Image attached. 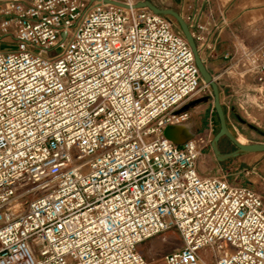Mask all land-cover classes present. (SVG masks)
Listing matches in <instances>:
<instances>
[{
    "label": "built area",
    "instance_id": "obj_1",
    "mask_svg": "<svg viewBox=\"0 0 264 264\" xmlns=\"http://www.w3.org/2000/svg\"><path fill=\"white\" fill-rule=\"evenodd\" d=\"M137 1L0 0V264H149L138 245L167 230L162 264H264V196L199 172V128L163 133L210 90ZM251 63L264 82V51Z\"/></svg>",
    "mask_w": 264,
    "mask_h": 264
},
{
    "label": "rangeland",
    "instance_id": "obj_2",
    "mask_svg": "<svg viewBox=\"0 0 264 264\" xmlns=\"http://www.w3.org/2000/svg\"><path fill=\"white\" fill-rule=\"evenodd\" d=\"M166 18L173 30L180 31L174 17L166 15ZM252 22L249 31H242L234 38L236 62H240L243 69L230 72L234 77H238L239 73L241 79L245 80L244 94L235 96V99L241 101L232 100L229 109L226 107L224 110L229 131L239 142L248 144L264 142V82L257 80V71L251 63L252 59H257L260 52L264 51V22L259 24V19ZM12 43L11 37L0 36V49H7ZM219 72L223 71H217L216 75ZM208 88L210 92L202 89L195 91L185 103L193 109L188 125L192 131L199 128L197 134L204 135L205 146L197 159L199 172L224 174L230 182L248 184L264 196V152L239 151L224 135L218 134L219 122L212 105L211 87L208 85ZM168 233H172L173 237H168ZM178 246V235L167 230L143 241L138 249L146 256L149 264H162L161 256Z\"/></svg>",
    "mask_w": 264,
    "mask_h": 264
},
{
    "label": "crops",
    "instance_id": "obj_3",
    "mask_svg": "<svg viewBox=\"0 0 264 264\" xmlns=\"http://www.w3.org/2000/svg\"><path fill=\"white\" fill-rule=\"evenodd\" d=\"M160 8H172L183 19L192 18V31L203 29L206 38L211 41V49L197 43L199 54L205 59V66L217 82L220 104L223 111L229 109L235 96L243 95L246 84L241 75L234 77L232 70L243 69L240 62H236V46L234 38L242 31H249L252 21L259 19L264 22V0H149ZM164 5V6H163ZM218 11L225 15V20L234 30V36L228 34L220 21ZM261 20V21H260ZM219 74L216 75L217 71ZM226 103V106L224 105Z\"/></svg>",
    "mask_w": 264,
    "mask_h": 264
},
{
    "label": "water",
    "instance_id": "obj_4",
    "mask_svg": "<svg viewBox=\"0 0 264 264\" xmlns=\"http://www.w3.org/2000/svg\"><path fill=\"white\" fill-rule=\"evenodd\" d=\"M104 1H108V0H104ZM116 3L121 4L125 7H129V5L125 4V3H119V2H116ZM144 6L151 9L153 12H156V13H159L162 15H171L177 21L181 33L183 34V36L187 40V42H188V44H189V46L193 52L194 60H195V63L198 67V70L200 72V75L202 77L203 82L211 87L212 98H213L212 105H213L214 111L217 115L218 122H219V133L218 134L224 135L239 151H244V152H259L260 151V152H264V142H255V143H249V144L248 143H240L234 137V135L229 131V129L226 125V121H225V117H224V111H223L222 106L220 104L219 91H218L217 83H216L215 79L212 77V75L210 74V72L207 70V68L204 64V60L199 54L198 48H197L196 43L194 41V38L191 34L190 28H189L188 24L186 23V21L182 18V16L176 10H174L172 8L157 7L156 5H154L149 0L137 1L132 7H144ZM182 108H187V105H184ZM173 126L174 125L167 126L163 132L164 135L167 138L171 139L173 142L180 144V143H183L187 138H189L191 136V134H190V135H188L182 139L171 138L169 133H168V130L170 128H172ZM214 139L216 140L217 137H215Z\"/></svg>",
    "mask_w": 264,
    "mask_h": 264
},
{
    "label": "bare ground",
    "instance_id": "obj_5",
    "mask_svg": "<svg viewBox=\"0 0 264 264\" xmlns=\"http://www.w3.org/2000/svg\"><path fill=\"white\" fill-rule=\"evenodd\" d=\"M187 121L175 123L172 128L168 130V133L171 138L182 139L192 133L190 125ZM241 143V142H240ZM168 237H173L172 233L167 234Z\"/></svg>",
    "mask_w": 264,
    "mask_h": 264
}]
</instances>
